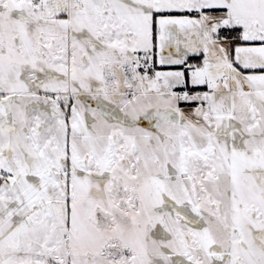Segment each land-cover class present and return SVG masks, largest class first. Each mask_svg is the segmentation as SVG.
<instances>
[{
    "label": "snow or ice",
    "instance_id": "obj_1",
    "mask_svg": "<svg viewBox=\"0 0 264 264\" xmlns=\"http://www.w3.org/2000/svg\"><path fill=\"white\" fill-rule=\"evenodd\" d=\"M0 264H264V0H0Z\"/></svg>",
    "mask_w": 264,
    "mask_h": 264
}]
</instances>
